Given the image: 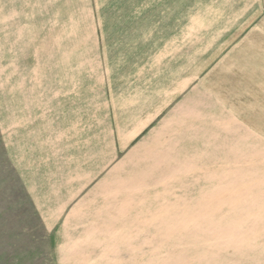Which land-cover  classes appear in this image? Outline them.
<instances>
[{
    "label": "rangeland",
    "instance_id": "rangeland-1",
    "mask_svg": "<svg viewBox=\"0 0 264 264\" xmlns=\"http://www.w3.org/2000/svg\"><path fill=\"white\" fill-rule=\"evenodd\" d=\"M71 9L57 59L0 60V264H258L264 0Z\"/></svg>",
    "mask_w": 264,
    "mask_h": 264
},
{
    "label": "crops",
    "instance_id": "crops-1",
    "mask_svg": "<svg viewBox=\"0 0 264 264\" xmlns=\"http://www.w3.org/2000/svg\"><path fill=\"white\" fill-rule=\"evenodd\" d=\"M79 1L80 0H0V60L29 59L30 57L26 55H33V58L36 60L57 59L52 53H41L39 56H35L39 53H30V50L37 51V46H52L55 44L54 30H64L69 27V14L71 10H74L71 9V3L76 4ZM82 2H84V0H82ZM74 11L77 10L75 9ZM61 35L63 36V32ZM59 43H68V41H57V44ZM62 121H64L63 118ZM31 140L32 138L30 139V143ZM31 149L34 148H30L28 153L32 158H39L40 153H44V151L39 150V147H37L36 150ZM40 162L41 161L38 162L37 160V166H40L41 169L44 166L45 169L43 162ZM41 173V176L36 178L30 173V177L26 178V180H28L27 186L30 188L31 195L39 200V204L45 207L47 213L62 211V209L54 210L55 201L51 202L50 200L52 197H59V185L49 183L51 178L47 177V170H42ZM53 178H57V176L53 174ZM57 182H59V180ZM77 196L78 194H76L74 198ZM44 219L50 221V219L53 220L57 218L46 216ZM238 264L243 263L239 260ZM258 264H264V259L259 261Z\"/></svg>",
    "mask_w": 264,
    "mask_h": 264
}]
</instances>
